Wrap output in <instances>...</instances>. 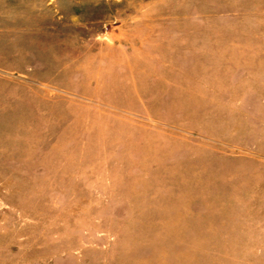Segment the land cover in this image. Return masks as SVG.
<instances>
[{
	"label": "rangeland",
	"instance_id": "374dc122",
	"mask_svg": "<svg viewBox=\"0 0 264 264\" xmlns=\"http://www.w3.org/2000/svg\"><path fill=\"white\" fill-rule=\"evenodd\" d=\"M0 264H264V0H0Z\"/></svg>",
	"mask_w": 264,
	"mask_h": 264
}]
</instances>
